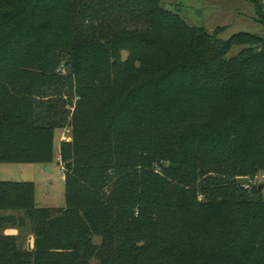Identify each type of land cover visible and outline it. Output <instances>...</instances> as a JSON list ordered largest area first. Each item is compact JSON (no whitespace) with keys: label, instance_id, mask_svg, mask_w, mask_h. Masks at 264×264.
<instances>
[{"label":"trees","instance_id":"obj_1","mask_svg":"<svg viewBox=\"0 0 264 264\" xmlns=\"http://www.w3.org/2000/svg\"><path fill=\"white\" fill-rule=\"evenodd\" d=\"M219 31L158 0H0V163L71 136L65 207L0 181V264H264V201L237 182L264 171V38ZM26 224L29 247L4 234Z\"/></svg>","mask_w":264,"mask_h":264},{"label":"rangeland","instance_id":"obj_2","mask_svg":"<svg viewBox=\"0 0 264 264\" xmlns=\"http://www.w3.org/2000/svg\"><path fill=\"white\" fill-rule=\"evenodd\" d=\"M264 1V0H263ZM163 11L178 15L192 28H203L208 34L220 29L217 37L227 41L232 36L243 33L264 38V24L260 21L254 4L245 0H158ZM243 48H234L229 56H234ZM125 55H123V58ZM70 142V128L67 125L56 131L52 162L41 164L0 163V181L26 182L34 185V204L39 208L59 209L65 207L63 165L57 162L60 142ZM244 189L258 190L264 201V171L251 177L238 178ZM4 234L19 236L24 247L31 246L29 225L19 229H7ZM91 264H97L91 261Z\"/></svg>","mask_w":264,"mask_h":264},{"label":"water","instance_id":"obj_3","mask_svg":"<svg viewBox=\"0 0 264 264\" xmlns=\"http://www.w3.org/2000/svg\"><path fill=\"white\" fill-rule=\"evenodd\" d=\"M263 186H258V190H261Z\"/></svg>","mask_w":264,"mask_h":264}]
</instances>
